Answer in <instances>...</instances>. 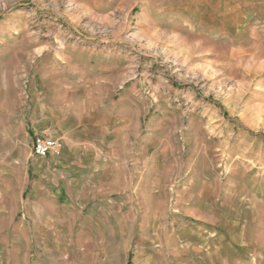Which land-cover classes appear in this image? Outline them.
I'll return each instance as SVG.
<instances>
[{
    "label": "rangeland",
    "instance_id": "374dc122",
    "mask_svg": "<svg viewBox=\"0 0 264 264\" xmlns=\"http://www.w3.org/2000/svg\"><path fill=\"white\" fill-rule=\"evenodd\" d=\"M11 111L64 114L116 199L40 205L28 128L1 162L21 185L0 197V264H264V0H0Z\"/></svg>",
    "mask_w": 264,
    "mask_h": 264
},
{
    "label": "crops",
    "instance_id": "0c3cea01",
    "mask_svg": "<svg viewBox=\"0 0 264 264\" xmlns=\"http://www.w3.org/2000/svg\"><path fill=\"white\" fill-rule=\"evenodd\" d=\"M51 116V120H47L44 125L33 123V127H30L28 123H22L18 112H7L5 113L4 119L0 117L1 199L6 190H9L11 184L17 187L21 185L20 171L18 169H12L6 173L1 162L4 160L6 153L12 156V149H17L15 160L18 163L22 161V138H26V133H29L28 128H30V130L36 129L41 131V137L57 139L64 145L65 142H69L67 145L70 147L65 153H51L48 155L49 158L47 160L50 164L49 170L51 171H46V175L39 181L35 180L32 183L33 196L38 197V199L40 198V205L44 204L45 206H49L48 201L52 200V204H57L59 207L62 206V208H69L71 206L78 209H95L101 208L100 204L102 202L108 204H110L111 200L115 202L116 181L112 171V162L109 157L98 152H93L97 144L91 140H84L82 142L72 141L71 137L67 135L68 128L66 127V123L68 122L64 114L52 113ZM3 120L7 124H3L1 122ZM64 136L66 137L65 140L63 138ZM6 146L8 147L7 149ZM34 157L40 158L36 155ZM48 174L52 175L49 176ZM103 194L106 195V198L100 200L99 198ZM111 194L114 197H111ZM3 226L4 219L2 218L0 220L1 237L4 235Z\"/></svg>",
    "mask_w": 264,
    "mask_h": 264
},
{
    "label": "built area",
    "instance_id": "2783aa9c",
    "mask_svg": "<svg viewBox=\"0 0 264 264\" xmlns=\"http://www.w3.org/2000/svg\"><path fill=\"white\" fill-rule=\"evenodd\" d=\"M60 147L59 140L39 136L34 139L33 153L40 158H46L51 153H58Z\"/></svg>",
    "mask_w": 264,
    "mask_h": 264
}]
</instances>
